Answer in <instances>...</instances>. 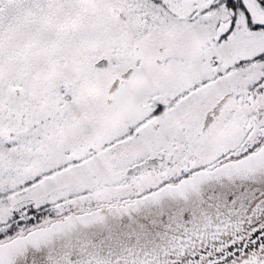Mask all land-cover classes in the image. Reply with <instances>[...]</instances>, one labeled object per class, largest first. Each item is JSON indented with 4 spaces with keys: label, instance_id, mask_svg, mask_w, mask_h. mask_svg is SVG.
I'll return each mask as SVG.
<instances>
[{
    "label": "snow or ice",
    "instance_id": "obj_1",
    "mask_svg": "<svg viewBox=\"0 0 264 264\" xmlns=\"http://www.w3.org/2000/svg\"><path fill=\"white\" fill-rule=\"evenodd\" d=\"M0 264H264V0H0Z\"/></svg>",
    "mask_w": 264,
    "mask_h": 264
},
{
    "label": "water",
    "instance_id": "obj_2",
    "mask_svg": "<svg viewBox=\"0 0 264 264\" xmlns=\"http://www.w3.org/2000/svg\"><path fill=\"white\" fill-rule=\"evenodd\" d=\"M246 181H250L254 184H259L261 182V177H233L220 181H213L205 184L200 188L199 191L189 192L188 199L186 202L166 199L155 205L147 204L140 208L136 213L131 216L122 218L116 215H110L107 220L92 224L87 231L100 232L108 231L119 227L122 222L127 223L129 227L139 225L142 219L149 221H154L156 224L152 227L151 232L153 237L159 236L160 239L157 240L158 243H167L173 236L176 235V225L175 223H169L167 226L159 223L160 216L162 214H175L177 208L183 204H192L200 202L208 203L211 199H217L223 193L225 188L231 186L233 191L240 193L238 195V205L236 208V213H242L246 204L245 199H251L253 193L259 191V188L245 186L243 192H240L241 185H246ZM209 217L215 216V209L210 212Z\"/></svg>",
    "mask_w": 264,
    "mask_h": 264
}]
</instances>
